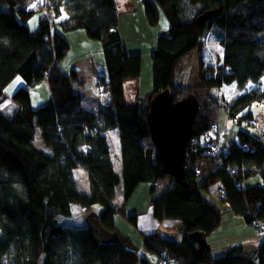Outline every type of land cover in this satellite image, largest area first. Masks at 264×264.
<instances>
[{
	"label": "trees",
	"instance_id": "trees-1",
	"mask_svg": "<svg viewBox=\"0 0 264 264\" xmlns=\"http://www.w3.org/2000/svg\"><path fill=\"white\" fill-rule=\"evenodd\" d=\"M141 1L149 24L163 12L167 31L149 51L150 90L128 102L124 82L142 74V58L125 50L114 0H0V98L15 74L27 85L45 80L49 89L47 102L33 108L28 90L18 87L11 94L15 110L9 116L0 111V264H148L117 241L98 239L89 224H60L57 216L70 215L73 202L85 211L97 204L104 227L113 228L118 212L135 224L136 215L124 214L122 203L139 183L165 176L146 120L149 99L165 88L175 99L192 92L199 103L186 147L185 183L173 182L149 202L156 219H179L181 238L175 242L143 233V245L159 257L168 253L178 264H264V237L255 253L234 247L211 257L190 236L193 231L205 236L221 221L224 210L200 194L213 184L223 191L219 198L228 210L247 223L264 220V184L238 186L255 174L264 183V130L253 134L240 129L227 149L218 143L220 133L235 123L233 117H239L236 123L255 125L250 107L264 101V0ZM47 9L54 17L65 11L67 17L55 22L43 15L35 29L26 25L32 12ZM208 9L217 11L197 25L196 16ZM57 25L63 31L83 29L101 43L95 93L109 100L95 110L83 105L78 87L85 82L73 65L65 64L69 44ZM208 32L221 48L214 63L203 56ZM193 49L199 55V81L176 84V65ZM113 129L118 171L108 138ZM38 137L48 149L38 146ZM212 142L220 152H210ZM117 186L120 205L114 200ZM154 190L152 184L149 191Z\"/></svg>",
	"mask_w": 264,
	"mask_h": 264
},
{
	"label": "rangeland",
	"instance_id": "rangeland-1",
	"mask_svg": "<svg viewBox=\"0 0 264 264\" xmlns=\"http://www.w3.org/2000/svg\"><path fill=\"white\" fill-rule=\"evenodd\" d=\"M122 3H125V6L129 8L130 6H127L130 4V0H121ZM128 2V3H127ZM127 3V5H126ZM138 3V2H137ZM132 4V3H131ZM139 6L143 9L142 1L139 0ZM65 11L61 12V15L58 17H54L52 11L49 9L45 10H36L32 12V14L25 19L26 25L30 29H35L38 26L39 19L41 16H46L48 19L51 21L58 22L60 21L65 15ZM160 18L157 23L151 25L149 24L146 19L145 22L142 23V19H138V15H134L133 21L132 22V28L130 27V22L127 20V18L124 16L123 20H125V30H126V41L124 39L123 44L125 46L126 52H145L148 50V46L153 45L155 46L156 43V38L159 34H164L167 31V21L164 17L163 12H161ZM64 15V16H63ZM133 16V15H132ZM56 30L62 34V36L65 38L63 32L67 33L69 31H63L61 28L57 25ZM76 31H82L85 34V31L83 29L79 30H74L73 32H69L72 34L71 35V42H69L66 39L67 43L69 44V47L67 49V53L65 57L67 58L66 63L73 62L75 60V50L76 45H77V35L75 34ZM157 33L155 37L152 38V34ZM86 35V34H85ZM137 41V42H134ZM204 45L206 49L203 50V56H205L206 61H210L211 63L215 62V59L218 55V53H221V48L220 45L217 43L215 36L208 32L205 36L204 39ZM79 69L80 73V79L84 80L87 79V76L85 75V71H83L81 68L76 67ZM198 68H199V55L197 50L193 49L186 54H184L178 61L175 69V79L174 82L176 84H181L185 80L186 77V82L187 84L190 83H196L199 81L198 79ZM86 70V69H85ZM142 82L144 85L145 79L147 77V80L149 76H151V61H150V55L148 53L147 56H144L142 58ZM188 78V79H187ZM76 85L78 83H75ZM184 84V83H183ZM197 84V83H196ZM85 85V84H84ZM96 87V84H94ZM18 87H25L28 90L29 96H30V101L31 105L33 108H36L49 99V89L47 86V83L45 80H42L41 82H38L33 85H27L24 80L21 78L20 75L15 74L5 85L3 89V96L0 98V111L4 115H11L12 112L16 108V103L11 99V94L18 88ZM79 90H82L81 86L78 87ZM186 89H183L179 92V94H182L185 92ZM94 92L95 88H94ZM103 103L106 102L104 95H101L99 97ZM250 111L252 116H254V120L256 121V124H249L245 123L244 121L240 123H232L230 124L223 132L220 133L218 136V143L221 147H225L227 149L228 145L232 143L233 140L237 141V133L240 129L245 130L247 132L253 133V134H258L260 130H264V101L263 102H255L251 105ZM224 117V109L221 111V117ZM37 135H38V130L37 127L35 129ZM108 138L109 141L111 142V150H112V160L114 163L115 170L118 171L120 168V159L118 155V146L114 145L115 141H117V136H116V130H110L108 132ZM215 135V134H213ZM38 146L44 149H48V147L43 144V142L39 139L38 137ZM36 141V140H35ZM114 141V142H113ZM148 141V140H147ZM151 141V140H150ZM152 143V142H151ZM147 145V144H146ZM148 145L151 147V145L148 143ZM152 148L155 150L154 145L152 144ZM76 176L80 181L84 179L83 176V171L78 170L76 172ZM171 177V176H170ZM169 178L168 175L162 176L161 178H158L157 180L154 181H149L148 185L149 188L152 184L155 185L154 182H157L156 190H164L167 188V185L165 184L167 179ZM243 181H245V186H249L255 183H262V180L258 174L255 175H249L246 178H243ZM144 183V182H141ZM145 184H139L138 188L135 191V194L132 196L129 202L122 203L123 206V212L127 213L131 212L132 208H140L144 207V202L146 199V191L143 187ZM212 189V188H211ZM210 189V190H211ZM217 190V186H216ZM150 192V191H149ZM212 193H214V190H211ZM220 192H218V195L220 196ZM214 196V194H213ZM218 197L214 198V202L218 204V206L223 209L226 208V203L222 200L219 199ZM114 200L118 203L122 202V196H121V187L117 186L116 191H115V197ZM120 204V203H119ZM98 205H93V210L85 211L83 207H81L78 203L73 202L71 204V213L70 215H58L57 216V221L60 224H71L73 226H83L84 224H89L94 228L95 234L98 239L100 238H119L122 240L123 235H130L132 237V240H135V235L133 232V228L131 225L128 224V222L125 221L123 216H121V213L118 212L117 214H114V225L113 228H106L102 224H99V220L97 218V214L95 210L97 209ZM224 210V209H223ZM227 213V214H226ZM131 214V213H129ZM226 214V218L228 217V221H225L226 218H224L223 226L227 225H234L236 219H239V221H244L242 216H238L239 218H234L236 214H233V212H230V210H225L223 213V217ZM102 225V226H101ZM139 232V231H138ZM135 232V233H138ZM140 233V232H139ZM181 238V237H180ZM208 243V242H207ZM214 245L211 248V252L213 253V256H220L221 251H218V249H214ZM218 255V256H217ZM147 259L149 264H156L159 256L155 252H151L147 254Z\"/></svg>",
	"mask_w": 264,
	"mask_h": 264
},
{
	"label": "crops",
	"instance_id": "crops-1",
	"mask_svg": "<svg viewBox=\"0 0 264 264\" xmlns=\"http://www.w3.org/2000/svg\"><path fill=\"white\" fill-rule=\"evenodd\" d=\"M114 3H115L116 11L118 14V23H117L116 29L120 36L121 41L123 42L124 39L126 41V35H127L126 30H125V20H123V17L125 16L127 20L130 22L131 28H132V22H134L133 21V17H135L134 15H138L137 17L138 19H140V21L142 19V23L145 22V17L143 14V9L141 8V6H139V0H130V4L128 5H127L128 3L127 2L126 5L130 6L129 8H127L125 6V3H122L121 0H114ZM64 15H63L64 16L63 18L67 17L66 13H64ZM76 30H79V29H76ZM73 31H69V32H73ZM69 32L67 33L63 32V34L65 38H67V40L71 42L70 40L71 35H68V34H72V33H69ZM157 33L158 32L152 34V38L155 37ZM75 34L78 37L77 45H76L77 49L75 50V54H74L75 60L73 62L66 63V60H67L66 58L65 64H68L70 66L73 65L75 68L79 67L83 71H85L84 73L87 76L88 80L84 79L85 86L81 85L82 90H80L81 93L83 94V97H82L83 105L87 108L95 110L99 105L103 104L101 99H99L96 96V93L94 92V88H95L94 84L97 81L96 80L97 65L103 60L101 43L98 40L88 38L82 31H76ZM134 42H137V41H134ZM152 48H153V45L150 44V46H148V50H146L145 52H139L141 55V58H143L144 56H147L149 51ZM77 74H78V77L80 78L79 69H77ZM150 88H151V77L150 76L148 80L146 77L144 85L142 82L141 74H139V76L137 77L127 79V81L125 80L124 87H123L124 93L126 95L125 99H127L128 102H133L136 98L135 94H138V93L143 94L145 92H148ZM131 91H134V94L131 93ZM105 100L108 101L109 98L107 97ZM148 182L149 181H145L144 183H139V184H145L143 185L146 191V199L145 201H143L145 203L144 207L132 208L131 212H128V214L124 212V214L126 215H131V214L136 215L135 224H131L133 228V232L134 234H136L135 240H132V237L130 235L128 236L123 235L122 240L116 237L110 238L108 240L117 241L121 247L134 251L138 255V257L144 258L146 262L149 264L148 259H147V254L153 251L148 250L143 245L142 243L143 233L149 234V233L154 232L156 233L157 237H159L160 239L167 238L175 242H178L180 240V236L178 235L177 229H178V225L180 221L179 219H176V218H163V219L158 220L152 215L150 204H149L150 198L153 195H157L158 193H160L161 190H156L155 185L157 186L158 184L157 182H154L155 190L153 193H150ZM173 182H174L173 179L168 178L165 184L167 185V187H169L173 184ZM139 184L134 188L132 194L130 195L128 200L125 202V204L129 202L132 196L135 194V191L138 188ZM244 184H245V181L242 182V185ZM216 186L217 184H213L207 190L201 189L200 194L206 200L214 202V198L219 196L218 191L216 190ZM211 188L214 190V193L211 192L212 190ZM213 194L215 197L213 196ZM120 201L117 204L121 203ZM225 206L226 208H223L224 212L225 210H228L227 203ZM98 208L99 206L97 207V209ZM226 214L224 215L225 217H223L222 215L221 221L216 226V228L205 235V239L209 244V255L211 257H216V256H213V253L211 252V248L213 245L215 246L214 249L219 248L218 251H221V254L219 255L227 253L234 247H241L246 252L255 253L256 249L258 248L259 244L263 240L264 236L259 235L256 232V230L253 228L251 223H247L246 221L245 222L239 221V219L234 220L235 221L234 225L223 226L222 224L224 222L223 221L224 218H226ZM121 216H123L125 221L128 222L124 215H121ZM238 216L240 215L236 214L234 218H239ZM228 217L225 219V221H228ZM135 232H138V233H135ZM100 239L105 240L107 238H100Z\"/></svg>",
	"mask_w": 264,
	"mask_h": 264
},
{
	"label": "water",
	"instance_id": "water-1",
	"mask_svg": "<svg viewBox=\"0 0 264 264\" xmlns=\"http://www.w3.org/2000/svg\"><path fill=\"white\" fill-rule=\"evenodd\" d=\"M216 11L208 9L201 12L195 18L196 24H204ZM186 77L187 75L185 80ZM198 107L194 93L190 92L175 99L169 88L155 92L149 99L146 113L149 138L155 147L161 172L171 176L175 183L186 181V147L192 136V122ZM190 236L203 247L202 250H209V244L202 232L193 231Z\"/></svg>",
	"mask_w": 264,
	"mask_h": 264
},
{
	"label": "built area",
	"instance_id": "built-area-1",
	"mask_svg": "<svg viewBox=\"0 0 264 264\" xmlns=\"http://www.w3.org/2000/svg\"><path fill=\"white\" fill-rule=\"evenodd\" d=\"M99 94L101 96L102 93ZM238 120L239 117H233L231 121L236 123L238 122ZM252 122L255 123V120L252 119ZM209 149L212 154H216L221 150L218 144H214L213 142L209 145ZM238 186H240V184H238ZM220 196L224 197L223 191L220 192ZM252 226L255 228L258 234L260 235L264 234V220L256 219L252 222ZM158 264H177V262L174 257L165 254L159 259Z\"/></svg>",
	"mask_w": 264,
	"mask_h": 264
},
{
	"label": "clouds",
	"instance_id": "clouds-1",
	"mask_svg": "<svg viewBox=\"0 0 264 264\" xmlns=\"http://www.w3.org/2000/svg\"><path fill=\"white\" fill-rule=\"evenodd\" d=\"M99 97H100V95H99ZM187 146H188V144H187ZM242 184L240 183V186H241ZM219 197H221V196H219ZM252 224V223H251ZM260 235V234H259ZM262 236H264V234H262ZM205 237V236H204ZM165 254H167V255H169L168 253H166V252H164V254L163 255H165ZM162 256H160L159 257V259L161 258ZM159 259H158V261H157V264H158V262H159ZM176 260V259H175ZM177 262V261H176ZM136 264H140V263H136ZM177 264H178V262H177Z\"/></svg>",
	"mask_w": 264,
	"mask_h": 264
}]
</instances>
